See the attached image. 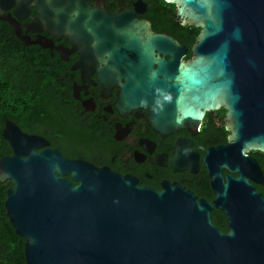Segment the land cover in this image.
<instances>
[{"label":"water","instance_id":"obj_1","mask_svg":"<svg viewBox=\"0 0 264 264\" xmlns=\"http://www.w3.org/2000/svg\"><path fill=\"white\" fill-rule=\"evenodd\" d=\"M42 1L40 21L93 37L110 72L125 80L126 98L150 108L155 127L199 125L225 108L232 142L206 161L218 194L212 204L180 186L158 192L71 160L8 121L3 135L14 155L0 159V182L13 185L5 206L26 240V263L264 264V196L250 183L262 171L248 155L264 153V0H165L184 26L200 29L187 61V48L139 19L143 12L112 15L102 0ZM0 19L15 24L5 12ZM229 161L239 177H223ZM213 207L227 215L228 233L213 223Z\"/></svg>","mask_w":264,"mask_h":264},{"label":"flooded vegetation","instance_id":"obj_2","mask_svg":"<svg viewBox=\"0 0 264 264\" xmlns=\"http://www.w3.org/2000/svg\"><path fill=\"white\" fill-rule=\"evenodd\" d=\"M138 1L102 0L109 14L139 11L143 12L138 14L139 19L151 21L146 17L150 3L144 0L147 7L137 8ZM11 2L0 6V13L14 18L18 28L11 21L0 19V52L4 51L0 53V67L4 69L11 53L20 55L28 68L49 72L51 81H11L12 86L19 87L18 106L16 102V107L10 109L16 117L5 119L1 135L8 121H12L23 134L43 138L48 143L46 148L58 150L71 160L134 178L139 186L158 192L180 186L214 204L217 188L206 161L209 155H215V150L232 142L225 108L208 113L199 125L159 129L151 123L150 108L135 106L126 98L125 80L110 72L108 59L101 55L93 37L80 39L63 34L52 19L51 26L40 21L45 1ZM48 12L54 14L55 9ZM175 22L177 35L166 33L187 48L184 60H191L198 40L195 41V28L184 26L177 14ZM50 98L51 104L41 108L40 104ZM5 141L12 151L9 156H13L10 143ZM259 152L248 155L259 164L262 178L252 177L250 183L264 196V153ZM228 163L229 168L222 169L223 177H239L236 163ZM241 170L251 176L247 169ZM67 178L71 179V175ZM211 216L217 227L229 232L228 218L222 210L213 207Z\"/></svg>","mask_w":264,"mask_h":264},{"label":"trees","instance_id":"obj_3","mask_svg":"<svg viewBox=\"0 0 264 264\" xmlns=\"http://www.w3.org/2000/svg\"><path fill=\"white\" fill-rule=\"evenodd\" d=\"M147 1L150 3V7L149 14L146 17L153 22L154 30L161 34L170 32L177 35L175 22L177 14L176 5L169 4L165 0ZM194 31L196 41L200 34V29L195 28ZM180 37L182 38L181 35ZM12 50L15 51L14 48ZM0 53H4V51ZM10 55L7 56L8 61L5 62L4 69L0 67V131L5 126V119L16 117V113L11 112L10 109L16 107L19 87L16 84L12 86L11 81L14 83L18 82V79H30L32 82L38 83L51 81V74L49 72L43 73L36 68H28L26 59L12 53ZM0 66H2V63H0ZM50 104L51 98L44 105L41 103L40 106L43 108V106L47 107ZM9 155H12V151L0 133V159ZM11 187H13L11 181L6 183L0 182V264H27L25 256L26 240L16 233L5 206L7 191Z\"/></svg>","mask_w":264,"mask_h":264}]
</instances>
